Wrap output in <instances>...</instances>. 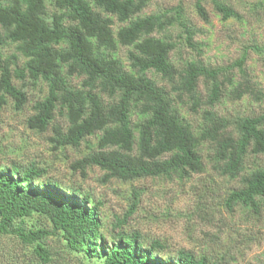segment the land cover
Instances as JSON below:
<instances>
[{"label": "trees", "instance_id": "trees-1", "mask_svg": "<svg viewBox=\"0 0 264 264\" xmlns=\"http://www.w3.org/2000/svg\"><path fill=\"white\" fill-rule=\"evenodd\" d=\"M212 2L222 19L239 18L229 5ZM147 3L0 0V110L7 98L16 110L26 104L25 81L44 85L45 94L34 101L27 128L38 133L51 129L54 150L85 143L89 151L71 164L72 169L84 174L87 167H98L105 181L187 180L204 171L202 150L208 145L213 170L238 179L237 187L225 191L223 208L232 211L240 206L264 219V165L247 164L249 157L264 156V112L229 115L214 110L225 95L235 100L245 94L254 101L263 97L244 68L246 52L227 66L211 67L193 57L176 65L171 59L176 42L165 33L177 25L186 45L200 53V44L193 40L195 30L179 7L140 15ZM196 7L207 20L203 6ZM115 22L119 26L114 29ZM8 45L14 52L4 54ZM120 47L127 48V66L117 55ZM234 67L239 80L231 74ZM73 78L79 80L77 86ZM179 104L200 112L202 123L192 126ZM92 136L94 144L88 141ZM46 171L35 161L0 164V234L14 235L29 248L24 254L29 264L54 262L56 251L45 243L49 236L61 240L68 251L100 264H212L205 254L188 250L161 256L163 244L158 240L144 244L138 231L118 230L106 240L100 202L93 204L90 195L77 188L43 181ZM140 196L141 190L133 187L117 226L136 211ZM33 215L43 217L48 226L26 227V219Z\"/></svg>", "mask_w": 264, "mask_h": 264}, {"label": "rangeland", "instance_id": "rangeland-1", "mask_svg": "<svg viewBox=\"0 0 264 264\" xmlns=\"http://www.w3.org/2000/svg\"><path fill=\"white\" fill-rule=\"evenodd\" d=\"M238 13L239 18L222 19L214 8L212 0H148L140 15H147L179 7L183 17L194 28L193 40L200 44L201 52L192 50L184 41V33L175 25L165 33L176 42L171 52L174 64L193 57L202 60L211 67L227 66L246 52L244 68L249 79L261 89L263 97L254 101L247 94L240 100L225 95L214 108L219 114H259L264 112V0H219ZM200 3L207 15L204 20L198 13ZM115 22L114 29L118 27ZM158 36L162 33L156 34ZM263 47L261 52L252 46ZM4 54L14 52L12 45L2 49ZM127 48L120 47L118 57L126 66ZM18 64H22L19 56ZM234 80H239L237 67L231 69ZM150 75V74H148ZM158 84L169 89L165 81L154 76ZM72 84L79 80L73 78ZM19 86V81H14ZM26 104L16 110L12 99L7 98L0 110V164L12 163L25 165L35 161L47 169L43 181H57L64 188H77L81 194L90 195L93 204L100 202L101 232L106 240L118 230L138 231L144 244L158 240L163 244L161 256H174L178 250H188L195 255L205 254L212 264H264V219H256L250 211L236 206L227 211L221 205L224 193L238 186V179L229 180L219 176L212 168L207 155L208 145L203 147L202 155L205 169L187 180L139 179L122 182L116 179L104 180V172L95 166H89L84 174L73 170L71 164L88 153L85 143L78 148L66 147L52 149L49 137L51 129L38 133L27 128L26 119L33 113L34 101L42 98L45 87L32 85L25 81ZM202 98L205 93L200 85ZM182 115L194 127L202 123L200 112L193 113L187 106L179 104ZM203 108V107H202ZM57 122L64 123L56 116ZM91 144L95 137H89ZM264 165V156L253 159L247 164ZM141 190L139 205L121 226L116 219H122L129 203L131 189ZM204 188L206 191H204ZM47 220L38 215L26 219V227L48 226ZM46 245L56 251L52 264H100L96 259H87L84 254L70 252L61 240L54 236L45 239ZM28 247L22 245L14 235L0 234V264H29V256H24Z\"/></svg>", "mask_w": 264, "mask_h": 264}]
</instances>
